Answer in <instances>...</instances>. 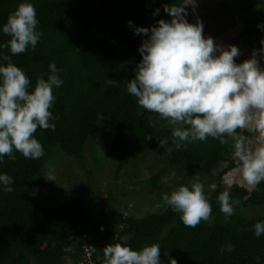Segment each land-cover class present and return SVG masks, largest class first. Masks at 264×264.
Returning <instances> with one entry per match:
<instances>
[{
  "label": "trees",
  "instance_id": "trees-1",
  "mask_svg": "<svg viewBox=\"0 0 264 264\" xmlns=\"http://www.w3.org/2000/svg\"><path fill=\"white\" fill-rule=\"evenodd\" d=\"M189 1L29 0L37 11V30L43 35L35 50L15 55L12 61L33 86L37 76L48 73L49 64L55 63L62 69L63 84L53 90L56 100L50 110L59 117L54 121L55 130L38 128L34 134L44 148V156L32 160L15 152V160L5 157L0 164V173H7L15 181L11 193L0 191V264H103L102 249L110 242L134 250L158 243L164 264H168V258L178 264H264V235L256 238L253 234V225L264 216L237 213L238 206L264 209V182L251 192L233 186L230 196L239 204L234 205L235 213L227 219L216 202L225 191L220 183L216 191L207 195L214 218L194 228L185 226L180 214L161 204V178L175 172L201 182L225 164L218 174L222 180L238 169L232 142L220 144L209 137L205 142L195 141L176 150L172 137L175 126L158 113L140 107L127 92V83L135 78L136 65L141 60L138 48L147 38L136 35L127 22L147 28L160 19H171L164 5H186ZM21 2L0 0V27ZM220 7L230 11L228 4ZM156 9L160 11L154 16ZM241 9L257 10V19L244 18L239 43L260 49L264 31L257 25L264 24V0H244ZM8 39L0 31V43ZM0 51L10 55L8 49ZM110 79L117 84H111ZM100 117L116 130L111 154L105 159H115L117 175L138 155L163 153L162 169L151 178L159 191L156 200L160 211L143 217L126 215L112 193L106 196L91 188L88 193L79 190L74 199L55 207L36 201L33 185L56 148L91 175L84 156ZM237 132L254 147V134L246 129ZM105 162L99 161V165ZM86 247H92L89 260Z\"/></svg>",
  "mask_w": 264,
  "mask_h": 264
},
{
  "label": "clouds",
  "instance_id": "clouds-1",
  "mask_svg": "<svg viewBox=\"0 0 264 264\" xmlns=\"http://www.w3.org/2000/svg\"><path fill=\"white\" fill-rule=\"evenodd\" d=\"M163 10L170 20L160 19L147 28L127 22L136 35L147 37L138 48L141 60L136 65L135 78L127 83V92L140 107L158 113L175 126L172 137L176 150L195 141L205 142L209 137L220 144L231 141L240 175L250 189H255L264 182V40L249 59L237 63L238 47L223 46L205 37L202 22L190 23L186 19L184 5H164ZM159 11L156 9L153 15ZM38 25L35 6L23 0L0 27L9 37L0 43V50L10 51V55L0 51V164L5 157L15 160V152L26 159L42 158L44 148L34 134L38 128L54 131V121L59 119L50 109L56 100L53 90L63 84L62 69L50 63L49 72L37 76L33 86L12 61L15 55L35 50L43 35ZM257 27L264 31V24ZM109 82L117 84L111 79ZM238 129L255 135V147ZM175 175L171 172L161 182L170 185ZM55 178V169L49 168L46 180L54 182ZM14 182L7 173H0V191L11 193ZM216 189L217 185L212 184L211 190ZM161 198L164 205L180 214L187 227L194 228L214 218L210 198L200 182L182 184ZM216 202L226 219L234 215V205L239 204L228 190L221 192ZM253 229L256 238L264 235V220L257 221ZM102 254L103 264H164L158 243L134 250L110 242ZM168 264L178 262L168 258Z\"/></svg>",
  "mask_w": 264,
  "mask_h": 264
},
{
  "label": "rangeland",
  "instance_id": "rangeland-1",
  "mask_svg": "<svg viewBox=\"0 0 264 264\" xmlns=\"http://www.w3.org/2000/svg\"><path fill=\"white\" fill-rule=\"evenodd\" d=\"M192 2L193 0H190L184 5L188 13L186 19L190 23H196L197 20L202 22L205 37L210 36L216 43L223 46H237L240 50V55L235 58L237 63L251 57L253 50H256L255 47L239 43L238 34L242 29L244 18L257 19L255 16L257 10L243 11L241 5L244 0H195L194 4ZM222 3L228 4L229 12L220 7ZM261 64L264 65V60H261ZM115 135V128L100 117L84 156L91 171L90 176L60 148H56L44 167L42 176L40 179L38 177L33 185V195L36 201L41 205L55 207L74 199L79 190L88 193L87 191L91 188L106 196L112 193L116 198L117 206L126 215L143 217L149 213L160 211L161 207L156 200L159 191L153 187L151 178L162 169L163 153L162 156L159 153L147 156L138 155L129 167L117 175L115 159L111 156L107 160L105 159L108 153L111 154ZM253 144L255 147V138ZM99 161L101 164L106 162L101 167ZM49 168L55 169L54 182L46 180ZM224 168L225 164H221L210 178L202 179L200 183L203 184L206 195L213 193L212 184L218 186L220 183L228 191L235 185L250 192L253 190L243 181L239 169L232 170L222 180H219L218 174ZM191 183L194 182L190 180V177L176 174L170 185L161 184L162 192L170 193L181 184L189 185ZM161 204L164 205L162 200ZM237 213L249 217L264 216V209L238 206Z\"/></svg>",
  "mask_w": 264,
  "mask_h": 264
},
{
  "label": "built area",
  "instance_id": "built-area-1",
  "mask_svg": "<svg viewBox=\"0 0 264 264\" xmlns=\"http://www.w3.org/2000/svg\"><path fill=\"white\" fill-rule=\"evenodd\" d=\"M86 252H87V255H88V257H90V253H89V252H90V250H89V249H87V250H86Z\"/></svg>",
  "mask_w": 264,
  "mask_h": 264
}]
</instances>
